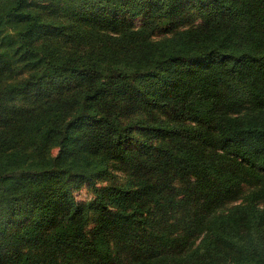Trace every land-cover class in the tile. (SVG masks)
<instances>
[{"label": "trees", "instance_id": "16d2710c", "mask_svg": "<svg viewBox=\"0 0 264 264\" xmlns=\"http://www.w3.org/2000/svg\"><path fill=\"white\" fill-rule=\"evenodd\" d=\"M0 264H264V0H0Z\"/></svg>", "mask_w": 264, "mask_h": 264}, {"label": "rangeland", "instance_id": "374dc122", "mask_svg": "<svg viewBox=\"0 0 264 264\" xmlns=\"http://www.w3.org/2000/svg\"><path fill=\"white\" fill-rule=\"evenodd\" d=\"M146 14H139V15H126L125 18L127 20L132 21L135 25H140L143 23L144 19L146 18ZM131 146H135L136 143H130ZM108 180L101 179L99 180V184H106ZM75 196L78 199H88L93 196V189L89 183L83 184L80 188L74 191Z\"/></svg>", "mask_w": 264, "mask_h": 264}]
</instances>
